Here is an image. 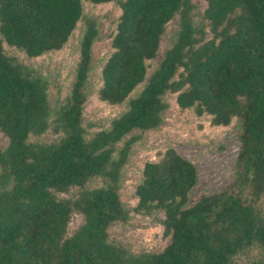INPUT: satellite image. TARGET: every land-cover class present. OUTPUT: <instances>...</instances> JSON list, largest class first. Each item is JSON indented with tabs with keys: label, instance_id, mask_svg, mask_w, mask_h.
I'll use <instances>...</instances> for the list:
<instances>
[{
	"label": "trees",
	"instance_id": "trees-1",
	"mask_svg": "<svg viewBox=\"0 0 264 264\" xmlns=\"http://www.w3.org/2000/svg\"><path fill=\"white\" fill-rule=\"evenodd\" d=\"M204 1V24L193 20L191 0L118 1L98 98L121 105L145 84L108 128L88 136L82 108L94 20L86 21L70 93L54 109L47 81L3 49L30 57L60 50L82 17V0H0V134L7 140L0 146V264H264V0ZM175 16V38L146 79ZM169 94L214 126L240 120L236 177L188 205L196 165L172 147L145 162L133 210L161 212L157 223L170 241L160 252L133 253L111 242L108 228L129 217L119 188L137 139L131 133L161 123ZM47 130L55 141L29 140ZM95 177L104 184L86 188ZM72 188L74 195H58ZM74 214L82 221L69 234Z\"/></svg>",
	"mask_w": 264,
	"mask_h": 264
},
{
	"label": "rangeland",
	"instance_id": "rangeland-1",
	"mask_svg": "<svg viewBox=\"0 0 264 264\" xmlns=\"http://www.w3.org/2000/svg\"><path fill=\"white\" fill-rule=\"evenodd\" d=\"M119 0L108 3L93 4L82 0V17L76 24L67 43L57 51L45 52L30 57L16 47L3 43L4 53L16 61L32 69L48 83L49 103L54 109L69 95L74 80L75 68L79 59L80 42L86 30V21L92 19L98 32L91 46V65L86 90V100L82 108V125L88 136L94 131L106 129L110 121L119 116L127 108L130 98L136 96L143 88L138 85L121 105H111L98 98V90L102 85L101 70L104 62L112 52L111 40L120 15ZM194 5L192 18L197 24H204L202 14L204 0H191ZM178 30V17H173L165 27L161 38L157 57L148 61L147 76L156 68L165 50L170 47ZM207 30V28H206ZM208 37L210 34L207 35ZM176 94L165 97L168 108L163 114L161 123L154 129L146 131L134 130L137 136L132 144L128 159L122 168V179L119 196L122 204L129 211L125 222L115 221L108 228V239L133 253L160 252L170 241L163 236V228L156 217L162 213L144 215L136 213L133 208L137 198L135 187L142 180L143 165L147 161H156L160 154L169 147L190 160L197 168V181L189 192V204L195 203L200 196L216 193L230 185L235 177V161L240 149L238 135L241 129L240 120L234 118L226 126H214L210 116L197 115L193 109L181 110L175 102ZM57 134L47 130L39 136L30 137L31 141L53 142ZM6 137L0 134V146H6ZM104 184L102 178H92L86 188L99 187ZM78 188L59 196H72ZM82 218L74 214L69 223L71 234L81 223Z\"/></svg>",
	"mask_w": 264,
	"mask_h": 264
}]
</instances>
